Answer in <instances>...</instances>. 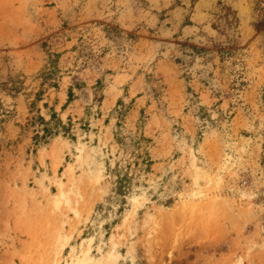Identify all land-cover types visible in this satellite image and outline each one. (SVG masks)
Instances as JSON below:
<instances>
[{
    "label": "rangeland",
    "instance_id": "obj_1",
    "mask_svg": "<svg viewBox=\"0 0 264 264\" xmlns=\"http://www.w3.org/2000/svg\"><path fill=\"white\" fill-rule=\"evenodd\" d=\"M1 116L0 264H264V0H0Z\"/></svg>",
    "mask_w": 264,
    "mask_h": 264
},
{
    "label": "trees",
    "instance_id": "obj_2",
    "mask_svg": "<svg viewBox=\"0 0 264 264\" xmlns=\"http://www.w3.org/2000/svg\"><path fill=\"white\" fill-rule=\"evenodd\" d=\"M68 95L69 98L71 99V97L74 96V92L72 90L68 91ZM5 115V114H3ZM4 116H1V121H4ZM30 121L32 123L38 122L39 125L42 126V130H37L36 134H35V138L37 140H43L46 141L48 138L52 137V136H56L60 133V131H64L67 132L70 129L71 124H64L57 116L56 113L53 112L51 115V118L49 120H46L43 116L38 115V116H33ZM137 141L135 142V144H137L139 141H141L144 136L142 134H137L134 135V137ZM134 143L132 144H127V149L129 150L131 147H133L135 145ZM128 180L127 175H123L120 178V182H124Z\"/></svg>",
    "mask_w": 264,
    "mask_h": 264
},
{
    "label": "bare ground",
    "instance_id": "obj_3",
    "mask_svg": "<svg viewBox=\"0 0 264 264\" xmlns=\"http://www.w3.org/2000/svg\"><path fill=\"white\" fill-rule=\"evenodd\" d=\"M64 241H65V240H64ZM86 259H87V258H86ZM83 260H84V259H83ZM88 260H89V259H88ZM88 260H87V261H88ZM87 261H86V262H87ZM87 263H88V262H87ZM82 264H84V263H82Z\"/></svg>",
    "mask_w": 264,
    "mask_h": 264
}]
</instances>
